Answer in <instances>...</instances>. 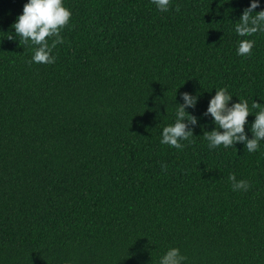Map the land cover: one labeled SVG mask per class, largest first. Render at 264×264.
<instances>
[{
  "label": "trees",
  "instance_id": "1",
  "mask_svg": "<svg viewBox=\"0 0 264 264\" xmlns=\"http://www.w3.org/2000/svg\"><path fill=\"white\" fill-rule=\"evenodd\" d=\"M26 2L0 0V264H159L169 247L184 264H264V141L249 153L203 135L216 89L264 107V33L235 32L251 0H172L164 13L64 0L53 64L4 37ZM184 92L199 96L186 109L198 124L178 150L160 140ZM230 174L250 188L233 191Z\"/></svg>",
  "mask_w": 264,
  "mask_h": 264
},
{
  "label": "clouds",
  "instance_id": "2",
  "mask_svg": "<svg viewBox=\"0 0 264 264\" xmlns=\"http://www.w3.org/2000/svg\"><path fill=\"white\" fill-rule=\"evenodd\" d=\"M151 3L164 13L169 11L172 0H151ZM259 5L260 0H251L250 6L244 10L235 26L237 36L251 37L258 32L264 33V10L254 11ZM71 17L72 12L65 6L64 0H27L22 13L11 26L15 34L8 32L4 37L18 40L23 46H34L30 63L53 64L56 60L52 54L53 49L64 43L61 32L69 24ZM52 37L54 39L49 44L48 38ZM254 43L251 39H241L238 42L237 55H250ZM233 96L226 88L216 89L203 114L211 117L215 127L211 131H205L204 138L209 149L220 146L225 149L235 148L236 144L242 143L249 153L256 152L264 141V107H261V103L253 101L252 109H258L253 112L247 100L239 98L237 102H233ZM181 99L182 103L175 104L174 123L162 129L160 140L161 144L178 150L185 146L183 141L191 142V138L195 136L190 125L198 124V118L186 109L195 108L199 96L184 92L181 93ZM250 113H255L254 122L250 125L251 138L245 131ZM229 180L232 181L233 191H247L250 188L248 181L237 180L235 174H230ZM185 261L186 257L178 247H169L160 257L159 264H184Z\"/></svg>",
  "mask_w": 264,
  "mask_h": 264
}]
</instances>
